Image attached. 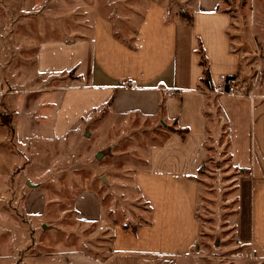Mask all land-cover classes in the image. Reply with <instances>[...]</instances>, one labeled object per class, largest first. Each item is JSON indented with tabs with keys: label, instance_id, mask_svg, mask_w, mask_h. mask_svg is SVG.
Returning <instances> with one entry per match:
<instances>
[{
	"label": "crops",
	"instance_id": "1",
	"mask_svg": "<svg viewBox=\"0 0 264 264\" xmlns=\"http://www.w3.org/2000/svg\"><path fill=\"white\" fill-rule=\"evenodd\" d=\"M190 13L191 23L181 13L152 2L127 39L114 21L97 19L89 37L44 42L39 47L36 69L41 76L74 73L76 78L57 93L60 100L51 123L37 126L33 116L27 117L23 125L29 139L36 133L62 139L105 105L117 116L158 118L165 132L148 148L145 167L134 174L136 189L149 208L148 220L114 227L111 252L105 258L85 252L63 256V264H192L198 260L204 229L199 217V177L209 145L222 137L223 124L229 163L237 171L234 243L254 262L264 263V80L246 96L214 93L225 78L243 72L245 59L235 49L232 35L237 23L230 8L221 7V0H196ZM203 57L212 88L204 82ZM3 120L0 151L5 157L11 134ZM1 153L0 176L6 169ZM48 204L47 194L34 189L25 198L24 211L40 219L46 216ZM74 208L86 224L101 222L104 216L102 202L93 191L79 195ZM17 258L15 263L13 258L9 263L0 259V264L27 262ZM46 260L58 262L55 254Z\"/></svg>",
	"mask_w": 264,
	"mask_h": 264
},
{
	"label": "rangeland",
	"instance_id": "2",
	"mask_svg": "<svg viewBox=\"0 0 264 264\" xmlns=\"http://www.w3.org/2000/svg\"><path fill=\"white\" fill-rule=\"evenodd\" d=\"M152 2L189 17L196 4V0H0V119L11 134L8 154L3 157L0 151L6 168L0 176V259L9 263L13 258L15 263L19 257L25 264H47V256L55 254L56 263L63 264V256L85 252L105 258L111 252L114 227L148 220L149 208L136 189L134 174L145 167L146 152L160 141L159 133L165 135L158 118L117 116L105 105L62 139L46 133L29 139L23 123L32 116L37 126L51 123L60 100L57 93L76 78L74 73L41 76L36 69L41 44L89 37L97 19L114 21L127 39ZM221 7L230 8L237 23L233 40L245 59L239 76L250 91L264 80V0H221ZM222 127L221 139L208 147L199 177L204 229L198 260L192 264H264L254 262L234 243L237 171L229 163L226 125ZM34 189L44 191L49 200L46 216L40 219L24 211L25 198ZM88 191L96 193L104 207L103 219L96 224L83 223L75 214V199Z\"/></svg>",
	"mask_w": 264,
	"mask_h": 264
},
{
	"label": "built area",
	"instance_id": "3",
	"mask_svg": "<svg viewBox=\"0 0 264 264\" xmlns=\"http://www.w3.org/2000/svg\"><path fill=\"white\" fill-rule=\"evenodd\" d=\"M248 92V85L239 75L225 78L214 91L216 94L233 96H246Z\"/></svg>",
	"mask_w": 264,
	"mask_h": 264
},
{
	"label": "trees",
	"instance_id": "4",
	"mask_svg": "<svg viewBox=\"0 0 264 264\" xmlns=\"http://www.w3.org/2000/svg\"><path fill=\"white\" fill-rule=\"evenodd\" d=\"M189 23H191L192 18L189 17V15L187 13H181ZM201 64L205 67V77H204V82L207 85V87L212 88V83H211V77H210V73L209 70L207 69L206 65H205V59L204 57L202 58Z\"/></svg>",
	"mask_w": 264,
	"mask_h": 264
}]
</instances>
